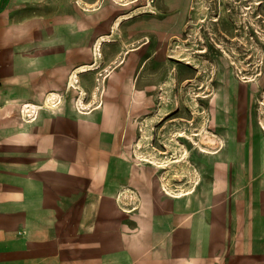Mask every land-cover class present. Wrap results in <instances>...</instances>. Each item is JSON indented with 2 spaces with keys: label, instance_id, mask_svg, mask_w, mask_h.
<instances>
[{
  "label": "crops",
  "instance_id": "1",
  "mask_svg": "<svg viewBox=\"0 0 264 264\" xmlns=\"http://www.w3.org/2000/svg\"><path fill=\"white\" fill-rule=\"evenodd\" d=\"M10 1L0 12V264H264V179L250 183L262 188L257 196L214 207L197 208L194 196L182 195L169 198L177 204L170 211L158 206L148 215L143 196L140 211L130 209L131 164L123 160L140 107L136 88L123 83L132 95L124 131L121 100L100 119L106 106L82 111L78 85L66 82L74 99L54 104L65 88L48 83L63 46L17 61L15 45H1L9 27L15 44ZM123 6L151 60L166 58L185 34L195 0H155L152 12Z\"/></svg>",
  "mask_w": 264,
  "mask_h": 264
},
{
  "label": "rangeland",
  "instance_id": "2",
  "mask_svg": "<svg viewBox=\"0 0 264 264\" xmlns=\"http://www.w3.org/2000/svg\"><path fill=\"white\" fill-rule=\"evenodd\" d=\"M154 2L11 0L15 44L9 27L8 42L1 45L7 50L15 45V57L26 56L21 62L29 61L28 52L34 56L63 46L65 58L52 64L48 83L65 88L54 104L74 99L66 82L78 85L82 111L106 106L100 119L121 100L123 131L132 101L123 83L136 88L140 107L123 160L131 164L126 189L133 211H140L141 196L148 215L158 206L177 207L171 196L192 195L197 208L257 196L262 188L250 183L264 179V0H195L185 34L166 58L150 60L154 51H139L143 40L132 36L123 5L135 3L152 12ZM7 3L3 0L0 12ZM100 38L109 41L99 54ZM87 66L92 69L82 70ZM182 206L188 204L178 203Z\"/></svg>",
  "mask_w": 264,
  "mask_h": 264
},
{
  "label": "bare ground",
  "instance_id": "3",
  "mask_svg": "<svg viewBox=\"0 0 264 264\" xmlns=\"http://www.w3.org/2000/svg\"><path fill=\"white\" fill-rule=\"evenodd\" d=\"M115 1H119V0H115ZM122 2H124V1H122ZM108 41H109V39H106V38H100V39L97 41V43H96V51H97V53L100 54L101 46H102L103 42H108ZM90 69H92V68L89 67V66H87V67H84L82 70L86 71V70H90ZM73 80H74L75 83L78 82L77 76H76L75 74L73 75ZM30 111H31V110H30ZM27 113H29V112H27ZM31 113H32V112H31Z\"/></svg>",
  "mask_w": 264,
  "mask_h": 264
}]
</instances>
